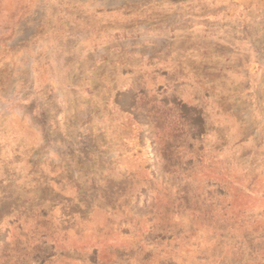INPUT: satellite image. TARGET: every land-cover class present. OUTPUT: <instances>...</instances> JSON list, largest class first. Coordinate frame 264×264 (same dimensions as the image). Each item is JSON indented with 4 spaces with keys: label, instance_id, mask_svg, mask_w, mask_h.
I'll list each match as a JSON object with an SVG mask.
<instances>
[{
    "label": "rangeland",
    "instance_id": "obj_1",
    "mask_svg": "<svg viewBox=\"0 0 264 264\" xmlns=\"http://www.w3.org/2000/svg\"><path fill=\"white\" fill-rule=\"evenodd\" d=\"M0 264H264V0H0Z\"/></svg>",
    "mask_w": 264,
    "mask_h": 264
}]
</instances>
